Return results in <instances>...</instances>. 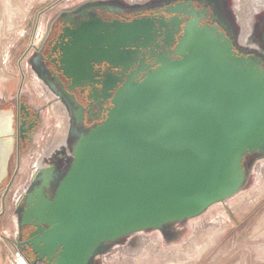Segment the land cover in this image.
<instances>
[{"label": "water", "instance_id": "95a60500", "mask_svg": "<svg viewBox=\"0 0 264 264\" xmlns=\"http://www.w3.org/2000/svg\"><path fill=\"white\" fill-rule=\"evenodd\" d=\"M153 28L148 18L96 19L61 35H70L61 66L69 91L90 86L96 63L119 73L98 80L113 105L75 142L53 197L43 188L55 169L37 173L44 182L28 195L22 225L36 227L25 242L38 260L91 264L108 242L197 217L243 188L248 154H264L261 59L193 19L178 57L134 68ZM14 117L12 108L0 112V188L15 151ZM7 120L8 130L1 129Z\"/></svg>", "mask_w": 264, "mask_h": 264}, {"label": "rangeland", "instance_id": "374dc122", "mask_svg": "<svg viewBox=\"0 0 264 264\" xmlns=\"http://www.w3.org/2000/svg\"><path fill=\"white\" fill-rule=\"evenodd\" d=\"M83 1L86 0H0V97L11 102L21 92L29 105L42 110L43 116L34 143L20 159L15 155L10 161L14 178L2 219L9 229L0 231V239L5 238V232L9 238L10 248L5 252L8 264L22 262L17 259L20 217L14 195L29 185L32 164H38L47 148L53 149L62 141L68 128L65 109L64 113L57 109L62 102L46 90L49 87L32 69L30 56H24L36 41L38 29H45L58 12ZM227 3L239 32L264 29V0ZM244 167L247 179L236 195L212 205L197 217L108 242L91 264H264V154H248Z\"/></svg>", "mask_w": 264, "mask_h": 264}, {"label": "flooded vegetation", "instance_id": "af4514ba", "mask_svg": "<svg viewBox=\"0 0 264 264\" xmlns=\"http://www.w3.org/2000/svg\"><path fill=\"white\" fill-rule=\"evenodd\" d=\"M176 9L182 11L177 12ZM228 10L227 0H132L128 3L112 0H86L66 8L63 13L58 12L50 19L45 26L42 38L37 44H32L24 58L30 56L29 62L32 69L49 87L46 90L50 94L55 93L54 99L62 102L59 105L65 109L68 128L67 135L62 141L53 149L45 150L39 160L43 166L38 163L33 167L29 185L13 199L16 212L20 217L16 240L20 252L18 255L27 260L29 264H48L45 259L38 260L30 245L25 242L36 230L34 226L22 225V213L26 208L28 195L44 182V179L37 173L45 167L46 169L54 168L56 176L50 180L49 187L43 188V195L44 197L54 196L65 169L72 162L73 151L71 149L75 142L83 133L102 123L113 105L112 97L98 83V80L111 82L112 78L119 73L118 69L107 62L95 64L92 72L93 79L89 81L90 86L69 91L68 85L71 80L64 76L61 66L64 64L62 47L69 42L70 35L66 37L61 35L77 30L83 24L94 22L96 19L106 23H113L117 20L131 22L134 19H151L154 22V28L149 38V45L140 49L138 61L134 67L141 65L148 70L159 65L157 60L161 55H167L170 58L178 57L175 52L184 35L186 24L197 19L200 25L217 26L219 32H224L232 39L234 48L238 52L246 56H256L261 59L264 67V29L259 27L257 30L239 32ZM242 19L246 20L243 16ZM242 28L245 26L242 25ZM0 98V112L11 108L15 112L16 145L11 159L15 155L20 159L21 155L25 154L34 143L42 123V110L29 105L23 99L21 92L11 102ZM2 124L1 129L8 130V120ZM12 178L14 175L11 176L10 171L9 177L0 188L5 189V199L12 185ZM9 179L10 185L8 184L10 181L7 183Z\"/></svg>", "mask_w": 264, "mask_h": 264}, {"label": "crops", "instance_id": "0c3cea01", "mask_svg": "<svg viewBox=\"0 0 264 264\" xmlns=\"http://www.w3.org/2000/svg\"><path fill=\"white\" fill-rule=\"evenodd\" d=\"M4 194H5V189L3 188L0 189V231L2 230L7 231L9 229L8 226H5V224L2 223V219L5 217L4 210L7 207V199L4 198ZM14 196H16V194ZM2 236H4L6 239L5 238L0 239V264H8V254L5 252H8V249L10 248L9 240H8L9 238L6 232L5 234H2Z\"/></svg>", "mask_w": 264, "mask_h": 264}, {"label": "built area", "instance_id": "2783aa9c", "mask_svg": "<svg viewBox=\"0 0 264 264\" xmlns=\"http://www.w3.org/2000/svg\"><path fill=\"white\" fill-rule=\"evenodd\" d=\"M43 33H44V29H42V28H40V29H38L37 30V34H36V37H35V40L36 41H34L33 42V44H37L38 42H39V40L42 38V36H43ZM38 146H40V144L38 145ZM38 156L40 155V154H37ZM36 157V156H35ZM36 159V158H35ZM39 159V158H38ZM36 165V163L35 164H32V167H34ZM9 185L11 184V181L8 183ZM19 257V256H18ZM19 260H20V262H21V259L19 258ZM22 263V262H21ZM23 264V263H22Z\"/></svg>", "mask_w": 264, "mask_h": 264}, {"label": "bare ground", "instance_id": "6f19581e", "mask_svg": "<svg viewBox=\"0 0 264 264\" xmlns=\"http://www.w3.org/2000/svg\"><path fill=\"white\" fill-rule=\"evenodd\" d=\"M58 104V103H57ZM56 107V106H55ZM58 107V108H57ZM56 108L58 109V111L60 112V113H64L63 112V110H62V107L60 106V105H58ZM58 113V112H57ZM50 154V153H49ZM49 157V156H48ZM42 158V157H41ZM41 166H43V164H41V161H40V163H39ZM39 166V165H38ZM48 166V165H47ZM45 168V167H44ZM18 256H19V258L21 259V256L20 255H17V259H18ZM23 263V262H22ZM21 264V263H20Z\"/></svg>", "mask_w": 264, "mask_h": 264}]
</instances>
